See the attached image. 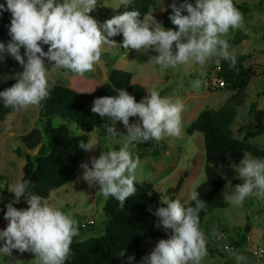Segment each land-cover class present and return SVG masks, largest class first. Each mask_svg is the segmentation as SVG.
Instances as JSON below:
<instances>
[{"label":"clouds","instance_id":"obj_1","mask_svg":"<svg viewBox=\"0 0 264 264\" xmlns=\"http://www.w3.org/2000/svg\"><path fill=\"white\" fill-rule=\"evenodd\" d=\"M121 3L127 8L131 0ZM96 7L97 0H6V6L0 4V12L11 13V40L7 45L0 42V53L6 50L23 67L22 72L13 76L16 82L0 91L6 108L19 110L40 105L49 97L52 85L47 78L45 58L57 68L83 76L101 60L104 45L117 46L110 38L121 33L120 47L138 52L151 49L158 53L151 57L153 62L165 69L189 63L204 67L213 58L229 61V67L236 64L227 37L230 28L243 25L244 18L233 0H195V5L183 0L179 6L173 2L170 20L177 26L175 30L165 29L151 12L141 18L136 9L123 11L100 24L89 14ZM42 45L48 46L47 51ZM202 83L198 78L192 87L198 89ZM115 91L116 95L95 98L91 111L112 122L105 124V129L114 140L120 136L115 128L117 121L123 123L127 135L122 142L117 140L118 150L102 151L98 157L89 158L91 167L88 163L80 167L82 178L90 187L99 185L105 198H115L123 208L125 200L136 192L134 182L140 165L132 145L149 140L159 142L165 136L179 137L184 104L178 96H161L155 88L139 102L123 88ZM130 117H138L139 122L130 123ZM95 145L79 143L86 151H92ZM236 171L242 183L235 185L229 201L240 206L254 193L264 192V158L244 154ZM31 187L30 180L21 178L9 189L16 202L23 197L29 207L17 209L12 202L6 205L4 218L8 225L0 231V255L10 256L15 249L33 253L36 264H65L72 239L79 234L78 221L70 211L30 192ZM189 200L194 206L167 195L161 200L166 206L155 210L154 215L159 218L156 227L171 230V234L160 239L141 264H200L207 255V241L198 215L205 208V201L196 190L190 193ZM118 255L123 256V250Z\"/></svg>","mask_w":264,"mask_h":264},{"label":"rangeland","instance_id":"obj_2","mask_svg":"<svg viewBox=\"0 0 264 264\" xmlns=\"http://www.w3.org/2000/svg\"><path fill=\"white\" fill-rule=\"evenodd\" d=\"M233 3L235 6H245L248 10L244 12L239 9L244 23L239 28L229 30L227 39L230 51L234 50L237 55L251 54L244 61V66L256 74L237 96L241 104L237 106L232 129L235 138L242 139L248 131L255 128L257 122H264V0H233ZM119 4L121 0H97V7L89 14L102 24L115 15ZM166 7L165 0H152L147 13L151 12L162 24V12ZM110 39L115 40L114 37ZM155 55L158 53L151 49L147 52L127 51L118 43L116 47L104 45L101 60L94 65L93 71L83 76L68 69L57 68L54 62H48L45 67L48 69L47 78L50 83L67 85L82 93L105 83L109 71L118 68L131 72L133 81L143 85L147 94L155 88L161 96L176 95L182 100L184 110L181 135L165 136L161 141H155L157 148L164 146L165 149H160L158 156L145 153L139 157L140 165L136 171V182L151 183L161 193V207L166 206L161 203L166 195L171 199L179 198L182 204L187 203L190 193L204 182L205 153L202 134L195 132L188 135L185 130L202 109L220 108L237 90L212 85V79L217 76L212 60L204 67L189 63L165 69L153 62L151 57ZM22 71L23 67L6 70L0 74V84L14 79V74ZM198 78L203 83L195 89L192 82ZM52 122L58 125L60 119L53 118ZM111 123L107 121L88 132V143H96L92 151H87L89 158L98 157L102 151L119 149L117 140L122 142L127 130L122 122H115L120 136L114 140L105 129V124ZM250 141L256 149H264V133ZM45 143L46 137L38 122L36 105L15 110L0 121V201L8 199L2 193L4 187L7 186V191L12 193L9 189L21 179L25 154L36 155L40 145ZM131 150L134 156L140 153L136 143ZM88 164L91 167L90 159ZM236 168L228 160L217 167V172L226 181L223 194L228 206L210 211L201 222L200 228L207 241V255L200 264H264V192L254 193L240 206L232 204L229 197L232 196L235 185L242 183ZM82 173L83 169H78L74 181L59 187L48 197L50 203L63 211H70L78 221L79 234L73 237L76 241L104 234L108 221L103 211L106 198L100 192L99 185L90 187L83 180ZM182 175L183 180L175 190ZM90 219L94 224L87 223ZM7 225L8 220L5 219L0 224V231ZM246 225L248 231L244 228ZM156 243L146 237L141 246L151 251ZM2 244L3 241L0 240V245ZM241 256L243 259H238ZM0 264H36V261L33 253H21L13 249L10 256L0 255Z\"/></svg>","mask_w":264,"mask_h":264},{"label":"trees","instance_id":"obj_3","mask_svg":"<svg viewBox=\"0 0 264 264\" xmlns=\"http://www.w3.org/2000/svg\"><path fill=\"white\" fill-rule=\"evenodd\" d=\"M151 1L131 0L127 8L121 3L116 8L115 15L126 10L136 9L143 18L148 12ZM165 1L167 7L162 12V25L165 29L175 30L177 26L173 25L170 20L171 4L175 2L179 6L183 0ZM188 2L195 5V0H188ZM0 4L6 6V0H0ZM236 7L244 12L248 10L245 6ZM182 14L186 15V10H182ZM10 21V12H0V42L5 45L11 40ZM114 38L117 43L123 41L122 33ZM42 48L47 51L48 46L42 45ZM127 51L134 50L128 49ZM23 52L24 49L21 48L22 55ZM235 55L236 64L234 67H229V61L223 59L217 61L216 58H213L212 63L213 69L217 70V76L224 80V87L232 91L237 90L236 94L231 96L220 108L202 109L185 130L188 135L198 132L203 137L205 180L195 189L199 192L200 199L205 201V208L198 214L200 225L210 211L228 206L223 194L226 181L217 172V167L227 160L238 166L244 154H251L254 158H264V149H256L250 141L264 133L263 121L257 122L255 128L248 131L242 139L235 138L232 129L237 106L241 104L237 100V96L245 90L250 78L256 75L250 68L244 66V61L250 58L251 54ZM48 62L45 58V66ZM13 67H22V65L6 50L0 53V74ZM15 82V79H12L0 84V91ZM50 84L52 88L49 97L43 100L40 105H36L38 122L42 126L46 143L40 145L36 155L25 154L21 176V178L32 182L30 192L46 199L59 187L75 180L76 172L81 168L80 165L89 162L87 151L80 148L79 143L81 141L88 143V132L110 121L107 117L102 118L91 111L94 99L116 95L115 90L121 88L133 95L136 100L147 95L146 88L133 81L131 72L118 68L111 69L107 75V81L87 93H82L63 84ZM262 95H264V91ZM13 111L15 110L6 108L0 98V121ZM53 118H59L60 123L54 125ZM129 122H139V118L130 117ZM156 145L155 140L136 142V148L140 150L137 156L142 157L145 153L158 156L161 153L160 149L164 150L165 148L164 146L157 148ZM182 180L183 175L178 179L175 190L178 189ZM134 183L136 192L125 200L123 208L119 206L115 198H106L103 211L107 215L108 221L104 234L81 241L72 239L71 251L65 264H141L142 258L151 252L141 246L143 240L149 237L158 242L171 234V230L166 232L162 226L156 227L159 218L154 213L160 207L161 193L151 183ZM2 193L7 195L8 199L0 201V224L5 220L4 212L7 211L6 205L9 202H12L17 209L29 207L23 197L19 202H16L14 194L7 191V186L4 187ZM185 204L194 206V202L190 200ZM244 228L249 230L248 225ZM121 250L124 252L123 256L118 255ZM129 256L133 257L131 261L128 259Z\"/></svg>","mask_w":264,"mask_h":264},{"label":"built area","instance_id":"obj_4","mask_svg":"<svg viewBox=\"0 0 264 264\" xmlns=\"http://www.w3.org/2000/svg\"><path fill=\"white\" fill-rule=\"evenodd\" d=\"M211 83H212V85L217 86V87H224L225 86L224 80L222 78L217 77V76L212 79ZM88 223H93V221L90 219L88 221Z\"/></svg>","mask_w":264,"mask_h":264},{"label":"crops","instance_id":"obj_5","mask_svg":"<svg viewBox=\"0 0 264 264\" xmlns=\"http://www.w3.org/2000/svg\"><path fill=\"white\" fill-rule=\"evenodd\" d=\"M92 220V219H91ZM89 221V220H88ZM93 221V220H92ZM88 223V222H87ZM92 224H94V221H93V223Z\"/></svg>","mask_w":264,"mask_h":264},{"label":"water","instance_id":"obj_6","mask_svg":"<svg viewBox=\"0 0 264 264\" xmlns=\"http://www.w3.org/2000/svg\"><path fill=\"white\" fill-rule=\"evenodd\" d=\"M23 154H25V153H23ZM239 166V165H238Z\"/></svg>","mask_w":264,"mask_h":264}]
</instances>
